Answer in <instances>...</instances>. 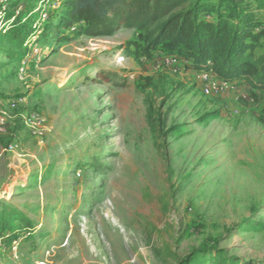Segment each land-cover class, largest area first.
<instances>
[{
  "label": "rangeland",
  "instance_id": "obj_1",
  "mask_svg": "<svg viewBox=\"0 0 264 264\" xmlns=\"http://www.w3.org/2000/svg\"><path fill=\"white\" fill-rule=\"evenodd\" d=\"M18 1L33 33L0 30V264H264V91L206 94L186 59L135 56L133 29L47 48L62 0Z\"/></svg>",
  "mask_w": 264,
  "mask_h": 264
},
{
  "label": "trees",
  "instance_id": "obj_2",
  "mask_svg": "<svg viewBox=\"0 0 264 264\" xmlns=\"http://www.w3.org/2000/svg\"><path fill=\"white\" fill-rule=\"evenodd\" d=\"M62 0L49 18L45 47L67 38L61 31L80 26L88 37H111L133 29L138 40L129 42L135 56L151 58L158 50L177 60L186 59L197 71L219 79L245 81L264 91V25L254 4L245 0ZM212 2V0H211ZM32 34V24H14ZM61 35V36H60ZM22 43V46L26 44ZM22 48V47H21Z\"/></svg>",
  "mask_w": 264,
  "mask_h": 264
},
{
  "label": "built area",
  "instance_id": "obj_3",
  "mask_svg": "<svg viewBox=\"0 0 264 264\" xmlns=\"http://www.w3.org/2000/svg\"><path fill=\"white\" fill-rule=\"evenodd\" d=\"M10 11V12H9ZM47 11V10H46ZM32 14H26L24 6L18 0H0V30L8 29V26L14 24L25 23L30 20ZM42 18V17H41ZM43 21H48L49 16L48 12L43 13ZM27 43L23 45V47H27ZM35 51L37 48L35 47ZM167 63H174L177 60H167ZM203 78L206 81V85L204 91L206 94H210L213 92H218L220 90H226L230 87L232 82H228L218 77H214L211 73H203ZM5 123V118L0 117V127ZM25 124L32 130L39 131L40 133L44 128V120L43 118L35 113L25 119ZM9 151H13L15 149L14 145H10L8 147Z\"/></svg>",
  "mask_w": 264,
  "mask_h": 264
}]
</instances>
